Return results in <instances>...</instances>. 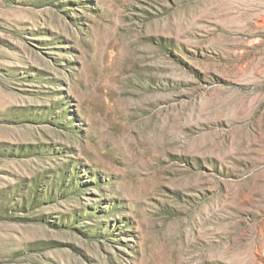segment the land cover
<instances>
[{"label": "rangeland", "instance_id": "rangeland-1", "mask_svg": "<svg viewBox=\"0 0 264 264\" xmlns=\"http://www.w3.org/2000/svg\"><path fill=\"white\" fill-rule=\"evenodd\" d=\"M0 264H264V0H0Z\"/></svg>", "mask_w": 264, "mask_h": 264}]
</instances>
